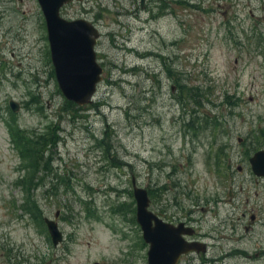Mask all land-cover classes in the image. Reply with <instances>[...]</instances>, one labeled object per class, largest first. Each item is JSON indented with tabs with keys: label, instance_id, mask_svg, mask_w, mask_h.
Here are the masks:
<instances>
[{
	"label": "rangeland",
	"instance_id": "rangeland-1",
	"mask_svg": "<svg viewBox=\"0 0 264 264\" xmlns=\"http://www.w3.org/2000/svg\"><path fill=\"white\" fill-rule=\"evenodd\" d=\"M141 1L62 8L101 31L103 80L73 108L39 1L0 0V264H148L133 178L208 243L182 264H264V0ZM18 129L56 138L38 165Z\"/></svg>",
	"mask_w": 264,
	"mask_h": 264
},
{
	"label": "water",
	"instance_id": "water-1",
	"mask_svg": "<svg viewBox=\"0 0 264 264\" xmlns=\"http://www.w3.org/2000/svg\"><path fill=\"white\" fill-rule=\"evenodd\" d=\"M38 1L46 19L52 62L63 94L80 106L93 102L104 73L96 51L100 29L85 18L62 16V7L75 0ZM10 105L14 111L20 109V103L14 99L10 100ZM251 163L254 171L264 176V148L252 156ZM133 192L137 201V221L149 244L148 264H179L185 254L206 251V243L186 239V234L194 232L192 228L184 222H168L149 208L148 189L138 186L135 178ZM45 222L54 245L58 246L64 240L58 221L46 217Z\"/></svg>",
	"mask_w": 264,
	"mask_h": 264
},
{
	"label": "trees",
	"instance_id": "trees-1",
	"mask_svg": "<svg viewBox=\"0 0 264 264\" xmlns=\"http://www.w3.org/2000/svg\"><path fill=\"white\" fill-rule=\"evenodd\" d=\"M69 102L73 108H77V106H79L73 101L69 100ZM13 135L15 140L17 139L19 144L23 145L22 151L25 157L28 159L33 157L36 165H38L44 158V152L56 142V138L53 133H39L37 135L31 133L27 135L26 131L18 129L17 131L13 130Z\"/></svg>",
	"mask_w": 264,
	"mask_h": 264
},
{
	"label": "flooded vegetation",
	"instance_id": "flooded-vegetation-1",
	"mask_svg": "<svg viewBox=\"0 0 264 264\" xmlns=\"http://www.w3.org/2000/svg\"><path fill=\"white\" fill-rule=\"evenodd\" d=\"M142 2V1H141ZM143 4H142V6L144 7L145 6V3H144V0H143V2H142ZM61 13H62V10H61ZM263 149V148H262ZM261 150V149H260ZM259 151V150H258ZM255 154V153H254ZM251 158L252 157H250L249 158V162H248V164L250 163V166H251V169L254 171V169H253V165H252V163H251ZM242 166H239V170H242ZM254 174H256V176L258 177L257 179L259 180V181H261V182H263L264 183V176L263 175H259L258 173H256L255 171L253 172ZM181 222H184L188 227H190V228H192L193 230H194V232L192 233V234H186L185 235V237H186V239H188V241H199V242H202V243H206L207 245H206V251H201V252H190V253H188V254H185V255H183L182 256V258H181V262L179 263V264H182L183 263V259L185 258V257H187V256H191L192 254H195V253H197V254H201V253H206L207 252V249H208V243L206 242V241H204L203 240V238H200L201 236L200 235H198L199 234V231H197L196 230V228L195 227H193V225H189L186 221H181ZM196 235V236H195ZM198 235V236H197ZM202 237H204V236H202ZM226 256V255H225ZM227 256H229V254H227ZM216 260H218L217 258H215L214 259V262L216 261ZM186 264H188V262H186Z\"/></svg>",
	"mask_w": 264,
	"mask_h": 264
}]
</instances>
